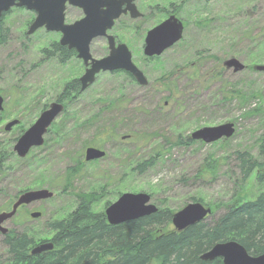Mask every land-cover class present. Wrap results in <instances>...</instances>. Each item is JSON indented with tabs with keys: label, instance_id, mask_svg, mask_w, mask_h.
Listing matches in <instances>:
<instances>
[{
	"label": "rangeland",
	"instance_id": "obj_1",
	"mask_svg": "<svg viewBox=\"0 0 264 264\" xmlns=\"http://www.w3.org/2000/svg\"><path fill=\"white\" fill-rule=\"evenodd\" d=\"M137 6L144 17L130 20L124 16L111 33L127 44L147 85L124 70L99 73L69 113L56 118L44 144L32 148L25 158L17 156L13 151L16 142L10 141L32 126L44 111L40 108L47 105L48 109L65 83L80 78L85 68L75 52L67 61L45 56L43 49L56 53L53 46L61 34L45 28L28 34L33 11L12 8L6 16L9 40L0 46V96L4 99L0 149L13 151L6 158L15 171L0 177V189H6V193L0 192V212L18 186L36 189L35 180L44 178L43 187L53 190L54 197L27 205L5 223L9 229L26 231L37 244L52 239L56 231L51 224L76 209L74 192L89 193L102 185L108 186L107 193L94 206L95 212L105 211L109 206L105 201L112 204L123 193L144 192L157 208L174 213L191 203L192 196L202 197L201 203L211 207L212 217H217L228 204L264 193V180L257 179L264 174V167L240 185L238 158L239 152H250L264 162L258 149L264 135V72L254 69L264 64V47H257L253 40L260 34L264 39V0H138ZM170 11L184 21L183 37L150 60L143 53L146 32ZM81 18V10H67V24ZM138 25L140 32L135 30ZM90 49L96 59L109 54L105 38L93 40ZM231 60L243 64L244 69L229 66ZM256 108L259 113L251 114ZM15 119L21 121L23 131L19 133L17 125L5 131ZM227 122L235 127L228 139L174 144L179 135L186 139L202 127ZM103 129L113 133L102 148L106 156L85 163L73 182V193L67 189L62 194L65 170L75 166L79 156L83 158L86 148L94 146L97 131ZM211 159L217 160L215 178H196ZM40 160L41 165L35 163ZM149 161L152 165L142 171L138 168ZM34 211L41 216L32 218ZM6 259L0 236V261Z\"/></svg>",
	"mask_w": 264,
	"mask_h": 264
},
{
	"label": "trees",
	"instance_id": "obj_2",
	"mask_svg": "<svg viewBox=\"0 0 264 264\" xmlns=\"http://www.w3.org/2000/svg\"><path fill=\"white\" fill-rule=\"evenodd\" d=\"M160 11L166 13V10ZM174 11L175 13L180 12L179 10ZM10 12L11 10L4 14L0 20V46L5 45L9 40V29H7L5 20ZM261 36L263 34L253 37L259 48L264 47V39H261ZM257 38L261 40L257 41ZM53 48L57 54H52L47 49H43L42 52L48 58L61 57L62 61H67L74 54L73 51L62 47L58 42L54 44ZM249 49L244 53L247 54ZM251 54L253 52H250L249 56ZM154 59L150 58V60ZM82 94L78 79L75 78L65 83L56 99L65 106L63 115L69 113L70 106L77 103ZM47 107L44 105L40 109L43 111ZM256 111L259 113L260 108L251 111V114ZM20 123L17 125L19 133L23 131V126ZM20 136L21 134L10 142H17ZM112 137L113 133L110 129L98 130L94 146L103 148L106 140ZM197 142L191 137L182 139L179 135L174 144L193 145ZM258 149L264 158V135ZM121 151L123 153L124 147ZM8 152L13 154L11 150L0 149V177L3 179L8 173L13 174L15 171V168L8 164L6 158L7 154L9 155ZM238 156L242 174L240 185H243L252 173L264 167V162L253 157L250 152H239ZM35 163L41 165L42 160ZM216 163L215 159L209 160L207 165L197 173L196 178L210 176L214 179ZM84 164V159L79 156L75 160V166L65 170L61 178L64 188L62 194L67 189L73 193V182L80 174ZM150 165H152V161L142 163L138 168L142 171L143 167ZM257 177V179L264 180V174H259ZM34 183L33 187L43 188L45 179L35 180ZM19 187L21 186H18L16 191L14 190L15 192L9 196L2 211L11 210L15 199L21 193L33 189L30 187L19 189ZM107 189V185H102L98 190L89 193L74 192L76 209L67 217L58 219L51 224L56 231L52 239L40 241V243L52 241L54 248L51 251L41 255H31L30 251L34 244H37L36 240L30 237L26 231L10 229L3 240L7 259L0 261V264H224L222 258L203 260L201 256L215 244L229 240L240 242L253 256L264 253V193H260L255 199L245 201L238 199L237 202L228 204L225 212L219 216L212 217L211 215V218L208 217L178 231L172 224L174 212L168 208H158L157 212L149 216L122 224H109L105 211H93L94 206L103 201L102 195L107 193ZM0 192L6 193V189L1 188ZM235 195L236 197L239 195L238 191ZM191 200L192 202H203L204 198L194 195ZM105 203L106 207L111 204L109 201H105ZM25 207V205L21 206L17 214ZM17 214L11 220L16 218Z\"/></svg>",
	"mask_w": 264,
	"mask_h": 264
},
{
	"label": "water",
	"instance_id": "obj_3",
	"mask_svg": "<svg viewBox=\"0 0 264 264\" xmlns=\"http://www.w3.org/2000/svg\"><path fill=\"white\" fill-rule=\"evenodd\" d=\"M74 5L83 10L84 16L72 24L65 22L66 4ZM12 8H25L35 13L28 34L45 28L49 32L62 33L60 44L69 49H75L79 59L88 66L85 73L80 77L81 91H85L92 85L101 72L125 70L131 73L138 83L147 85L148 80L144 73L132 60V52L124 43L116 45V39L109 31L114 27L116 20L122 15L130 13L132 18L141 16L136 0H0V20ZM184 33L183 21L175 14L150 29L147 33L144 46V55L153 57L161 55L165 50L179 42ZM106 37L108 40V56L96 59L91 55L90 46L93 40ZM90 65V66H89ZM228 65L240 71L244 65L236 60H231ZM257 71L264 72V64L254 66ZM3 97L0 96V112L3 111ZM64 105L55 101L49 108L44 110L36 122L30 126L17 140L13 150L20 158H25L32 148L44 144V136L56 118L63 113ZM15 119L5 126V131L19 124ZM235 127L227 122L218 126L202 127L194 131L190 137L193 140L209 144L219 140H225L233 136ZM106 151L88 147L85 150L87 162L104 158ZM54 197V192L46 187L30 189L21 193L9 211L0 212V234L6 235L9 228L5 223L11 220L19 207L30 205L41 200ZM158 208L151 203V196L147 193H123L118 199L105 209V215L109 224L118 225L127 221L136 220L157 212ZM211 207L201 202H191L181 210L175 212L172 224L178 231L196 224L210 217ZM41 213L34 211L32 218H39ZM54 248L52 241L41 242L30 251L31 255H41ZM203 260L222 258L224 264H264V253L253 256L247 249L236 240H229L215 244L209 251L202 254Z\"/></svg>",
	"mask_w": 264,
	"mask_h": 264
},
{
	"label": "flooded vegetation",
	"instance_id": "obj_4",
	"mask_svg": "<svg viewBox=\"0 0 264 264\" xmlns=\"http://www.w3.org/2000/svg\"><path fill=\"white\" fill-rule=\"evenodd\" d=\"M137 1L138 0H136V5H137ZM69 8H77V9H79V10H81L82 11V14H83V16H84V13H83V10L81 9V8H79V7H76V6H74V5H70L69 3H67L66 4V10H65V22H66V16H67V10L69 9ZM137 8H138V6H137ZM138 10H139V8H138ZM139 12L141 13V16L140 17H138V18H132L131 17V15H130V13L128 12L127 14H124V15H122L118 20H116V22H115V25H116V23L122 18V17H124V16H128L129 17V19L130 20H132V19H141V18H143L144 17V14L139 10ZM34 13V12H33ZM35 14V13H34ZM172 14H174L173 12H169L168 14H167V16H166V18L164 19V20H166L170 15H172ZM177 16V15H176ZM35 17V16H34ZM163 20V21H164ZM182 20V19H181ZM162 21V22H163ZM183 21V20H182ZM161 23V22H160ZM160 23H158V24H160ZM183 23H184V21H183ZM157 24V25H158ZM115 25H114V27H115ZM157 25H155V26H157ZM154 26V27H155ZM114 27L109 31V34H111V35H113L114 37H115V39H116V45H118V44H120V43H122V42H120L119 40H118V38L114 35V34H112L111 33V31L114 29ZM154 27H152V28H154ZM151 28V29H152ZM142 29V27L140 26V25H138L136 28H135V30L136 31H138V32H140L139 30H141ZM150 30V29H149ZM148 30V31H149ZM148 31L146 32V35H145V38H144V41H143V53H144V46H145V39H146V36H147V33H148ZM59 33V32H58ZM61 34V37H62V33H60ZM103 38H105L106 40H107V38L106 37H103ZM61 39V38H60ZM60 43V42H59ZM107 43H108V40H107ZM92 44V43H91ZM125 44V43H124ZM61 45V44H60ZM127 45V44H126ZM62 46V45H61ZM62 47H66L69 51H73V52H75V55L77 56V51L75 50V49H69L67 46H62ZM129 48V47H128ZM131 51V50H130ZM90 52H91V49H90ZM109 52H110V50H109ZM91 55H92V53H91ZM93 56V55H92ZM78 57V56H77ZM153 57H155V56H153ZM153 57H147V58H153ZM82 62H83V60L82 59H80ZM132 60H133V56H132ZM83 65H84V73H85V71H86V69L88 68V66H86L84 63H83ZM90 66V65H89ZM117 71V70H116ZM116 71H114V72H116ZM125 71V70H124ZM109 72V71H108ZM111 72H113V71H111ZM83 73V74H84ZM82 74V75H83ZM81 75V76H82ZM80 76V77H81ZM78 80H79V82H80V78H78ZM80 92H82L83 93V91H81V82H80ZM59 102V101H58ZM62 103V102H61ZM63 104V103H62ZM64 105V104H63ZM64 109H65V106H64ZM64 112V111H63ZM90 147H95V146H90ZM88 148V147H87ZM86 148V149H87ZM96 148H98V147H96ZM99 149H102V148H99ZM102 150H104V149H102ZM83 159H84V161H85V163H90V162H96V161H99V160H102V159H98V160H93V161H89V162H87L86 160H85V153H84V155H83ZM0 236H2V238H3V240H4V236L5 235H2V234H0Z\"/></svg>",
	"mask_w": 264,
	"mask_h": 264
}]
</instances>
